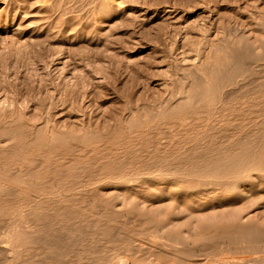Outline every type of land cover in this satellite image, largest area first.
<instances>
[{
    "label": "rangeland",
    "instance_id": "1",
    "mask_svg": "<svg viewBox=\"0 0 264 264\" xmlns=\"http://www.w3.org/2000/svg\"><path fill=\"white\" fill-rule=\"evenodd\" d=\"M225 160L264 166V0H0L3 249L18 190L75 197L91 185L42 181L117 178L80 203L121 222L108 207L134 210L120 224L174 252L135 264H263L264 169L241 183ZM150 179L162 186L136 187L150 201L124 194ZM106 230L105 264H125L130 244Z\"/></svg>",
    "mask_w": 264,
    "mask_h": 264
},
{
    "label": "bare ground",
    "instance_id": "2",
    "mask_svg": "<svg viewBox=\"0 0 264 264\" xmlns=\"http://www.w3.org/2000/svg\"><path fill=\"white\" fill-rule=\"evenodd\" d=\"M230 160H229V162L225 160V161H223L224 163H221V164L219 163L218 165H220V169H222L224 171V173L231 169L229 172H227L230 175H231V171L235 169L234 170V175H235L234 179L237 181L239 180V182H241V183H245V181L249 182L251 180L250 175H252L253 170H255V171L260 170V167H261V170H262V168L264 169V166H261V163H263V162L258 161L259 163L257 162V164H256V161H255V163L253 161V162H248L246 164L244 163V165L242 167H238L239 162L230 163L231 162ZM157 168H158V166H157ZM213 169L214 168L209 169V171L210 170L212 171ZM112 179L120 180L117 178H101V179H98L94 182H90V180L88 182H84V181H82V182L74 181L73 182V181H71V179H63V180L46 179V180L42 181V183L44 185H48V186L49 185L54 186L56 184L70 183L74 189L78 188L79 185L80 186L91 185L88 188L83 189L81 193H77L75 195V197H67L66 195H68V194H66L65 195L66 197H65L64 195L62 196L60 194V192H56L54 190L44 191V192H33V191H31L30 194H28V195L22 193V191L24 192V190H22V191L18 190L14 196L13 206L11 209L12 210L11 211V213H12V228H13L12 235L8 239V240H10L9 242L6 239L7 242L10 244V247H9V249H3L2 246H4V245L2 244V246H0V264L3 262H6V261H10L11 264H33L34 261H36L37 264H105L106 261H109L111 255H112V252L114 251L112 248L105 246L104 241L101 240V239H103L104 236H106V233H107L106 229H110V231H108L109 237H110V235H113V237L115 235L116 237L120 238L119 241H122L121 239L123 238L124 241H126L127 243L130 244V248L128 246H125L126 248L122 246L123 248L119 249V253H120L119 261H124L125 264H135L134 261L138 256L143 257L144 254L152 252V251H160V252H163L164 254L174 253L170 249V246H169V248H167L166 247L167 245L165 246L164 244H161L162 242L161 243L156 242L157 240H153L154 237H153V239H150V238L146 239L143 237L133 236L132 232H134V231L130 232L129 230L124 228V226L121 225L123 223V221L126 220V218H135V217L140 216V215H137V213H135L134 210H133V212L128 213L123 207L120 208V206H119V208H115V209L112 206L108 207L110 210L113 209L114 211L120 212L121 218H123V220L121 222L119 220V218L116 216H115V218H111V217L109 218L107 215H106L107 218L104 215L97 216V212L95 211V209L89 208L87 205L84 206L83 204L80 203V199H83L84 201H86L88 199L89 200L92 199L96 195H99L97 192V186H100V185L102 187L107 186L108 185L107 182L112 181ZM121 181H123V180H121ZM167 181H168V179H167ZM170 181H171V179H170ZM147 183H149L151 186H155V187H159V188L162 186V182L159 179H154V180L150 179L147 181H142V182L137 183V184L130 183L127 191H125L124 194H126L127 196L134 195L135 198L137 196L141 197L143 202L150 201L151 199H149V197H151V196H149L147 194L146 190L145 191L139 190V188H142V187L145 188V184H147ZM43 184L40 183V185H43ZM170 184L173 186L171 188L173 191V194L175 193V195L177 197L181 196L179 193L177 194V191L175 192L176 186H178L179 183L172 181ZM136 187H139V188L136 189ZM233 187L236 188L237 186L235 185ZM34 190H37V189H34ZM44 190H46V189H44ZM185 191H187V190H185ZM239 191H240V189H239ZM170 192H168V193H170ZM187 195H189V194H187ZM232 195H235V194H233V193H230L229 195L224 194V197L229 198ZM167 197L165 196V198H167ZM27 198H29L30 204L23 206L22 202L24 200H26ZM93 199H95V198H93ZM108 199H109V201L107 203L111 204V202H113V198L108 197ZM190 199H191V195L187 196V198L184 199V201H183L184 206L183 207L185 209H186L187 205L188 206L191 205L188 203L190 201ZM97 200H98V198H97ZM169 200H173V198L169 199ZM174 200H176V199H174ZM93 201L95 202L96 200H93ZM90 202H92V200ZM180 202H182V201H180ZM197 202H198V200H197ZM82 203H85V202H82ZM169 204H170V202H169ZM245 205H243V207ZM170 206H171V204H170ZM167 207H168V205H167ZM168 208H166V209H168ZM135 211H137V210L135 209ZM172 211L173 210H171V209L169 210V212H172ZM169 212H168V214H169ZM165 215H167V213ZM250 215H249V217H250ZM236 217H237V215H236ZM239 217H241V216H239ZM249 217H248V219L247 218L246 219L249 220L252 217V215L250 218ZM241 220H242V218H241ZM126 221H125V223H126ZM110 223L113 225V227L110 226ZM134 223H136V222H134ZM247 223H249V222H247ZM118 224H120V225H118ZM157 227H159V225ZM130 230H133V229H130ZM145 230H146V228H145ZM155 230H158V229H156V226H155ZM155 230H153V231H155ZM159 230H161L160 227H159ZM103 233L105 234L104 236H103ZM130 233H132V234H130ZM152 234H151V236H152ZM174 234L175 233H173V235ZM178 234H179V232H178ZM118 238H117V242H115L113 239L112 240V241H114L113 243H118ZM156 238H158V237H156ZM179 239L181 240V237H179ZM182 240L183 241H181V242L183 243L184 239H182ZM3 241L4 240H2V242ZM170 241H172V240H170ZM173 242L174 241H172V244H173ZM107 243H109V242L107 241ZM177 243L178 242L175 243V247H176ZM169 244H170V242H169ZM110 245H111V243H110ZM173 247H174V245H173ZM225 250H226V248H225ZM9 253H11L10 258L8 257ZM219 253L222 254V250ZM168 255H166V256H168ZM114 256H115V254H114ZM153 256H154V254H153ZM146 257H148V256H146ZM156 257H158V256H156ZM231 257H232L231 255H228V254L225 255V253H224V254L220 255V257L218 258L217 261L220 262V264L221 263L231 264V262H232V260H230ZM148 258H150V257H148ZM148 258H147V260H148ZM141 259H143V258H141ZM137 260L139 261V259H137ZM151 260H150V262L148 261L147 264H152L154 262L153 261L151 263ZM157 260H158V258L156 259V261ZM214 261H216L215 258H214ZM116 262H118V261H116ZM203 262H205V261H203ZM210 262H212V259L210 260ZM262 262L264 264V260H262ZM195 263H193V264H195ZM212 263H214V262H212ZM154 264H159V263L156 262ZM189 264H192V262H190ZM201 264H205V263H201Z\"/></svg>",
    "mask_w": 264,
    "mask_h": 264
}]
</instances>
